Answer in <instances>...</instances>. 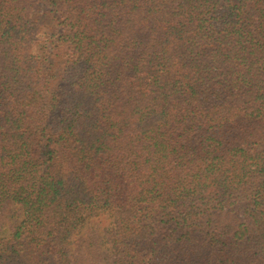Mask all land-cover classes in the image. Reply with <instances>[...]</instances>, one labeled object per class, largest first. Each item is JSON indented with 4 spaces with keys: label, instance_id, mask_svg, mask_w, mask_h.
I'll use <instances>...</instances> for the list:
<instances>
[{
    "label": "trees",
    "instance_id": "obj_1",
    "mask_svg": "<svg viewBox=\"0 0 264 264\" xmlns=\"http://www.w3.org/2000/svg\"><path fill=\"white\" fill-rule=\"evenodd\" d=\"M11 205L0 264H264V0H0Z\"/></svg>",
    "mask_w": 264,
    "mask_h": 264
},
{
    "label": "rangeland",
    "instance_id": "obj_2",
    "mask_svg": "<svg viewBox=\"0 0 264 264\" xmlns=\"http://www.w3.org/2000/svg\"><path fill=\"white\" fill-rule=\"evenodd\" d=\"M48 29H44L43 33L40 34V36L38 37V45L36 47H39L41 44L49 41V39L51 38V34H49V31H47ZM6 216H7V220H6V224L2 230H6V233L3 234V232H0V236H5L9 231H11V226L10 225H14L15 223H17L18 221H20L21 219V214L19 212V210L17 209V207L11 205L8 207V209L6 210ZM9 222H11V224H8ZM93 223L97 224L98 227L100 228H104L107 224H108V220L105 219V217H101L98 219L93 220ZM92 222H90L87 227H90L92 224Z\"/></svg>",
    "mask_w": 264,
    "mask_h": 264
},
{
    "label": "clouds",
    "instance_id": "obj_3",
    "mask_svg": "<svg viewBox=\"0 0 264 264\" xmlns=\"http://www.w3.org/2000/svg\"><path fill=\"white\" fill-rule=\"evenodd\" d=\"M37 35H39V33H37Z\"/></svg>",
    "mask_w": 264,
    "mask_h": 264
}]
</instances>
